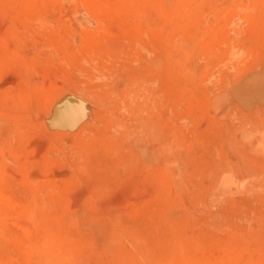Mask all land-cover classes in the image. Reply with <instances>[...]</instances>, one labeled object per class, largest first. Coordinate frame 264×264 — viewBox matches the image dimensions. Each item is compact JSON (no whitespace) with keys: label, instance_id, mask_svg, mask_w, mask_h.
I'll return each instance as SVG.
<instances>
[{"label":"rangeland","instance_id":"374dc122","mask_svg":"<svg viewBox=\"0 0 264 264\" xmlns=\"http://www.w3.org/2000/svg\"><path fill=\"white\" fill-rule=\"evenodd\" d=\"M0 264H264V0H0Z\"/></svg>","mask_w":264,"mask_h":264},{"label":"bare ground","instance_id":"6f19581e","mask_svg":"<svg viewBox=\"0 0 264 264\" xmlns=\"http://www.w3.org/2000/svg\"><path fill=\"white\" fill-rule=\"evenodd\" d=\"M2 198V197H1Z\"/></svg>","mask_w":264,"mask_h":264}]
</instances>
